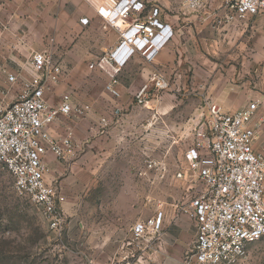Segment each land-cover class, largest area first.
<instances>
[{"label": "built area", "instance_id": "built-area-1", "mask_svg": "<svg viewBox=\"0 0 264 264\" xmlns=\"http://www.w3.org/2000/svg\"><path fill=\"white\" fill-rule=\"evenodd\" d=\"M209 1H221L231 12L227 22H246L264 14V0H185L184 6L199 13ZM145 11L142 0H119L106 17L105 28L116 29L120 39L90 68L109 77L106 91L114 98L120 97L118 74L132 56L140 53L153 62L173 36L171 28L158 20V8ZM81 23L87 25L88 20ZM28 68V78L16 101L5 109L0 107V163L14 179L15 190L28 196L50 229L61 235L66 199L57 186L47 182L46 158L53 154L67 162L80 144L72 131L57 138L49 127L61 117L85 119L90 106L78 108L69 101L57 106L47 103V92L65 78L53 38L43 51L33 54ZM19 79L18 74L8 75L11 83ZM170 88L163 72H153L134 95V104L160 102ZM204 109L193 128L184 165L176 174L186 193L182 201L172 205L171 219L187 216L196 230L194 247L183 264H239L247 258L251 245L264 243V144L259 152L254 149L256 133L250 127L258 103L226 113L218 103L205 99ZM108 125V120L102 119L99 128ZM165 222L163 210L137 222L131 229L134 239L157 235L161 240Z\"/></svg>", "mask_w": 264, "mask_h": 264}, {"label": "rangeland", "instance_id": "rangeland-1", "mask_svg": "<svg viewBox=\"0 0 264 264\" xmlns=\"http://www.w3.org/2000/svg\"><path fill=\"white\" fill-rule=\"evenodd\" d=\"M246 22L239 38L245 45V67L260 70V76L254 77L259 82L264 80V14ZM35 44L38 41L30 39L29 48L22 45L25 49L5 45L10 54L6 70L17 69L20 79L11 83L4 74L1 108L16 101L28 78L25 63L44 50H34ZM11 53L20 61L15 63ZM94 73L88 71L78 83L94 84L102 88L100 92L82 88L65 99L78 108L90 106L89 115L75 122L88 121L94 131L89 129L78 139L73 136L89 152L91 167L82 165L78 186L68 188L61 235L50 229L28 196L15 190L14 179L0 163V264H183L194 247L193 222L184 215L172 220L170 215L172 205L186 193L176 174L201 116L198 101L188 95L176 101L171 90L160 102L118 107L121 94L119 99L111 97L106 92L108 77ZM102 119L109 122L103 129L99 128ZM67 120L75 125L72 118ZM159 210L169 215L161 240L157 235L135 240L133 226ZM182 217L189 219L191 229L177 239L169 237L168 229ZM263 250L264 243L251 245L239 264H264Z\"/></svg>", "mask_w": 264, "mask_h": 264}, {"label": "crops", "instance_id": "crops-1", "mask_svg": "<svg viewBox=\"0 0 264 264\" xmlns=\"http://www.w3.org/2000/svg\"><path fill=\"white\" fill-rule=\"evenodd\" d=\"M118 1L0 0V102L4 100V74L16 75L17 70H6V55H10L6 53V48L8 45L14 49L29 48L30 39L38 41L34 50L41 51L46 48L48 40L53 38L55 56L62 62L65 71L64 82L60 86H52L46 94L45 99L49 105L57 106L66 101V97L74 90L82 91L84 88L86 91L91 89L100 92L102 88L94 84L81 86L78 80L88 75V71L106 75L99 69H91L90 65L103 58L119 42V32L111 27L105 28L106 17ZM142 1L146 5L145 14L152 8L160 10L158 20L171 28L173 36L160 49L153 62H148L144 56L136 53L122 68L118 74L117 90L121 94V99L117 100L118 107L136 106L134 95L149 75L163 72L172 82L169 90H172V99L177 101L187 95L193 96L198 101L200 114L205 111V99L218 103L226 113H236L257 102V113L250 127L256 133L254 149L259 152L264 144V80L255 81L254 77L260 76L259 69L245 67V45L239 38L246 27L242 25L247 22H227L226 17L231 12L221 1H209L199 13L188 11L184 6L185 0ZM83 19L88 20L87 25L81 23ZM130 22L132 19L128 24ZM13 54L11 59L15 63L19 62ZM257 58L259 60L260 56ZM29 62L25 63L27 73ZM67 119L70 118L61 117L49 127L54 137H63L72 131L78 139V136L88 133V121L75 122L79 119L74 118L72 120L75 125L72 126ZM88 160L89 152L81 146L67 162L49 154L46 158L47 182L57 186L60 194L66 198L68 188L78 186L82 165L85 164L88 169L91 167ZM167 217L169 215L166 214ZM174 225L175 228L168 229L169 237L173 239L191 229L187 217H182Z\"/></svg>", "mask_w": 264, "mask_h": 264}]
</instances>
